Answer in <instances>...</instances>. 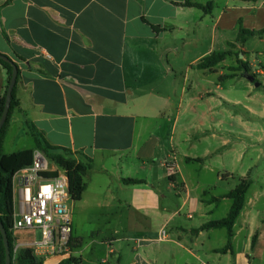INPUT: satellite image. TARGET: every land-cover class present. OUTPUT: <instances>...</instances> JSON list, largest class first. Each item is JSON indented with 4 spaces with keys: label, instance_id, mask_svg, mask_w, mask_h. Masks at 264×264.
Segmentation results:
<instances>
[{
    "label": "crops",
    "instance_id": "1",
    "mask_svg": "<svg viewBox=\"0 0 264 264\" xmlns=\"http://www.w3.org/2000/svg\"><path fill=\"white\" fill-rule=\"evenodd\" d=\"M185 1L0 0V54L19 69V106L2 151H39L25 129L29 121L50 145L88 160L84 189L70 205L71 239L80 243L71 255L80 264L264 258L257 217L264 189L249 195L253 183L264 182L256 163L258 129L249 120L260 117L252 104L263 98L264 36L237 41L240 28H264V0H190L207 10L180 5ZM212 54L226 56L212 70L198 68ZM237 60L258 87L231 70ZM7 78L0 66V97ZM17 141L27 147L4 153ZM252 151L255 161H244ZM245 178L251 185L231 248L221 253L226 229L201 227L227 216L226 195ZM219 211L223 217H216ZM84 213L101 216L95 232H80L76 216ZM22 235L28 236L14 235L19 243L35 239Z\"/></svg>",
    "mask_w": 264,
    "mask_h": 264
},
{
    "label": "trees",
    "instance_id": "2",
    "mask_svg": "<svg viewBox=\"0 0 264 264\" xmlns=\"http://www.w3.org/2000/svg\"><path fill=\"white\" fill-rule=\"evenodd\" d=\"M186 7H195L203 10H207L208 6H202L200 4L192 3L190 0H186L184 3L180 4ZM154 30L157 27H153ZM262 37L264 36V28L261 30H245L240 28L238 31L237 41H244L247 37ZM226 54H212L208 57L203 58L197 65L200 69L212 70L218 64H220L225 59ZM16 66L10 58L7 57L6 60L0 59V66L7 72V83L4 88V92L0 97V116L2 114L5 102V94L7 89V84L10 80L12 67ZM17 67V66H16ZM232 71L237 72H249L248 67L241 60H237V67L231 68ZM17 80L19 76V69L17 68ZM232 77L231 75L219 77V82H222L225 79ZM16 80V82H17ZM16 85V84H15ZM19 106L18 100L15 96V87L12 91V97L9 107V112L7 119L2 127L0 132V222L3 225V228L7 234V239L9 243V249L11 254V263L12 264H41L40 261H37L30 249L21 248L18 250L17 254L14 256V247H15V237L12 232L13 227V183L12 179L14 175L19 172L21 169L29 167L33 162L34 151L32 149H26L19 152L11 154H3L2 145L4 142L6 130L8 127L9 119L15 108ZM25 129L27 133L33 138L35 147L39 151L45 154V156L51 159L59 168L64 170L69 179V190L70 193L74 196L75 193H78L84 189L83 177L86 174L87 170L90 168L88 160L82 161L78 160L74 153L65 148H58L50 145L45 139L41 131H39L31 122H25ZM50 177H55L56 174H49ZM125 183H140L135 180H124ZM251 185V181L248 178L242 179L239 184L231 190L226 197L232 200V205L227 216L224 219L219 221L209 222L201 227V229H220L224 228L227 232V244L224 248L219 250V252L224 253L231 248V240L233 237V226L234 223L241 213L246 194ZM256 235L252 239V245L255 243ZM80 243L73 242L72 239L69 244V248L72 251L78 249ZM81 261L75 256H70L66 259H63L59 264H80ZM0 264H5V253L2 236L0 234Z\"/></svg>",
    "mask_w": 264,
    "mask_h": 264
},
{
    "label": "built area",
    "instance_id": "3",
    "mask_svg": "<svg viewBox=\"0 0 264 264\" xmlns=\"http://www.w3.org/2000/svg\"><path fill=\"white\" fill-rule=\"evenodd\" d=\"M52 173L56 176L50 177ZM12 183L13 235L19 232L35 234L36 231L39 235L38 240L32 237L33 240L26 243H19L15 238L14 256L19 249L28 248L40 262L52 256L70 257V205L74 196L70 193L66 172L44 153L36 151L32 164L17 172ZM159 236L164 238L165 231L161 230Z\"/></svg>",
    "mask_w": 264,
    "mask_h": 264
},
{
    "label": "rangeland",
    "instance_id": "4",
    "mask_svg": "<svg viewBox=\"0 0 264 264\" xmlns=\"http://www.w3.org/2000/svg\"><path fill=\"white\" fill-rule=\"evenodd\" d=\"M259 79V78H258ZM258 91L263 95V98L259 99L258 101H255L253 104H252V107H253V110L257 112V115L256 116H260L259 118H252V119H249L250 121H252L253 124L252 127H256V129H258L257 131V136L259 138L257 144L256 145V148H257V151H256V163H257V166L260 170H264V114H262V111H264V87L260 86L258 87ZM256 123V124H255ZM259 132V133H258ZM13 133L16 134L17 133V128L14 127L13 128ZM21 138V137H19ZM21 140V139H20ZM26 141V140H25ZM19 141H17V145H18ZM23 149L27 146H25L24 143H22L21 145L19 144L18 146H15L13 148H9V147H6L4 149V153L6 152H12V151H15L14 149ZM252 159L254 160L255 159V154L253 153H250L248 152L247 155L245 156L244 158V161H249V159ZM255 161V160H254ZM259 187H262L264 189V182H260L258 181L257 183H253L250 190H249V195H254L257 191H260ZM77 193H75L74 195V199L77 198L76 196ZM262 207H264V199L261 203ZM258 215L257 217L260 218L261 221H263V224H264V209H261L259 208L258 209ZM219 216H216V217H221L223 214H221V212L219 211ZM225 215V214H224ZM77 220H79V222L81 223V233L82 234H90V232L94 231V229H96V227H99V222H100V218L99 216L97 215H92V214H77ZM99 217V218H98ZM223 217V216H222ZM255 218V221H256V225L257 224H260V221L257 219L258 218ZM96 220H98L96 222ZM82 221V222H81ZM225 232V231H224ZM20 233V232H19ZM18 233V234H19ZM28 234V233H26ZM102 235L104 234H107V232H104L102 231L101 232ZM35 235V239H39V235H38V232L36 231V233L34 234ZM33 235L32 234H28V236H21L22 238H29V237H32ZM225 237H226V233H225ZM217 240V239H215ZM217 243L221 242V240L219 241H216ZM252 264H264V258H260V259H257L255 260Z\"/></svg>",
    "mask_w": 264,
    "mask_h": 264
},
{
    "label": "water",
    "instance_id": "5",
    "mask_svg": "<svg viewBox=\"0 0 264 264\" xmlns=\"http://www.w3.org/2000/svg\"><path fill=\"white\" fill-rule=\"evenodd\" d=\"M0 59L1 60H6L7 56L0 54ZM17 67L15 65H13L12 67V73H11V77L10 80L7 84V89H6V94H5V102H4V108L2 111V114L0 116V132L2 130V127L7 119V115L9 112V107H10V102H11V97H12V91L15 87L16 84V80H17ZM242 76L248 80L249 82L253 83L254 86L258 87L259 83L255 81V76H253L252 74H250L249 72H243ZM0 234L2 236V240H3V245H4V253H5V264H12L11 263V254H10V249H9V243H8V239H7V234L3 228V225L0 222Z\"/></svg>",
    "mask_w": 264,
    "mask_h": 264
}]
</instances>
